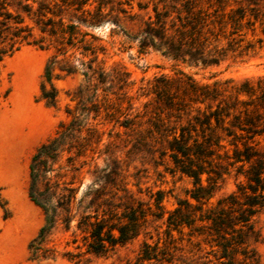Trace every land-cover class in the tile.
Returning a JSON list of instances; mask_svg holds the SVG:
<instances>
[{
	"label": "trees",
	"instance_id": "1",
	"mask_svg": "<svg viewBox=\"0 0 264 264\" xmlns=\"http://www.w3.org/2000/svg\"><path fill=\"white\" fill-rule=\"evenodd\" d=\"M16 1L14 15L0 12V42L6 41L9 50L16 42L51 48L40 86V97L45 103L56 104L54 78L81 74L80 81L68 92L73 105L65 109L67 118L57 123L54 132L30 157L28 196L43 213V222L28 244L30 258H54L52 249L44 242L59 224L68 229L74 220V228L82 232L84 251L98 253L138 235L147 214L154 218L163 216L161 211L143 210L139 204H132L131 193L126 188H122L125 199L114 202L117 171L105 172L96 165L92 170L87 169L92 179L83 196L76 199L79 184L75 185V177L80 167L93 158L102 140L97 118L103 116L104 120L127 129L147 116L166 141L164 152L181 172L193 178L194 187L189 195L196 203L177 200V206L164 219L167 227L172 226L179 232L186 226L189 242L193 241V234L209 237L215 261L202 259L198 264H260L251 245L260 239V233L251 216L257 210L255 206L264 205V155L254 149L252 141L262 130L253 128L254 118L248 114L246 105L253 96L261 100L264 78L258 77L255 81L245 78L237 83L232 78L199 82L189 75L184 78L158 75L148 80L147 87L140 86L131 93L133 81L128 72L122 66H105L98 57L99 53H104V45L96 43L97 37L82 28L98 24L107 17L118 23L117 14L109 16L112 7L105 11L109 0ZM158 1L161 7L158 2L154 3L151 11L138 4V9H145L146 14L133 36L137 37L139 51L155 47L173 59L195 65L217 64L224 58L225 50L237 48L238 41L242 40V33L238 31L243 23L249 22L247 15L258 12V4L264 5V0H232L235 6H231L229 0ZM120 11L126 13L127 10ZM21 13L29 18L31 25L23 24ZM33 29L38 33L36 38ZM234 34L238 38L235 39ZM224 39L226 46L222 44ZM4 53L0 49V60ZM141 97L147 98L139 102L142 106L139 109L136 101ZM232 128L246 132L247 139L251 140L240 141V148L237 140L242 137L241 132L237 134ZM227 136H232V140L226 139ZM222 140L233 145L231 155L224 153L231 158L228 163H250L245 176L251 194L238 186L244 196L242 201H238L236 192L232 191L210 204L211 187L201 184L203 170L199 165L204 157L209 161L214 154L220 157L216 150L225 147ZM64 153L65 164L58 162ZM79 156L83 159L77 164L74 161ZM157 195L154 205L161 210L162 196ZM0 205L7 215L4 204ZM203 205L206 206L203 208ZM157 247V242L151 246L143 240L138 260L169 261ZM67 253L68 259L76 255ZM78 261L76 259L75 263Z\"/></svg>",
	"mask_w": 264,
	"mask_h": 264
},
{
	"label": "rangeland",
	"instance_id": "2",
	"mask_svg": "<svg viewBox=\"0 0 264 264\" xmlns=\"http://www.w3.org/2000/svg\"><path fill=\"white\" fill-rule=\"evenodd\" d=\"M41 1L53 3L52 0ZM229 1L231 6L236 5L232 0ZM157 2L158 7H161L158 0H109L105 11L112 7L109 16L117 14L118 23L107 17L98 24L82 26L97 37L96 43L104 45V53L98 55L104 65L122 66L128 72L133 81L131 93H135L140 86L147 87L148 80L158 75L183 78L189 75L199 82L232 78L237 83L245 78L253 81L258 77L264 78V5L258 4V12L247 15L249 22L243 23L238 31L242 33V40L238 41L240 45L237 48L225 50L224 58L217 64L195 65L173 59L155 47L139 51L137 37L133 36L142 26L146 14L145 9H138V4L147 6L146 9L151 11L152 5ZM17 6L16 0H0L2 14L10 12L14 15ZM120 9L127 11L123 13ZM134 13L137 14L133 16ZM21 14L24 16L23 24L31 25L29 18ZM32 31L35 38L38 37L37 31ZM234 35L235 39L238 38L237 34ZM222 44L226 46L225 39ZM12 48L9 50L6 41L0 42V49L5 51L0 60V204H4L7 209V215H4L0 205V264H198L200 260L208 258L215 261L209 237L193 234V241L189 242V229L186 226H182L178 232L172 226L167 227L164 221L169 211L177 206V200L190 202L191 205L196 203L189 195L194 187L193 178L181 172L164 152L166 141L147 116L141 117L127 129L113 121L104 120L103 116L97 118L102 140L93 158L89 160L86 157L89 163L82 165L75 177V185L79 184L76 199L83 196L92 179L93 175L87 169L92 170L96 165L103 167L105 172L110 169L117 171L114 202L125 199L122 188H126L131 193L129 199L132 204H139L143 210L150 208L156 213L161 211L163 216L154 218L147 214L145 220L141 221L138 235L98 253L84 251L82 232L74 228V220L68 229L59 224L44 242L46 247L52 249L54 258H30L29 241L43 222L42 210L28 196L30 157L35 148L54 132L57 123L67 118L65 109L73 105L68 92L80 81L81 74L54 78L57 101L54 106L47 105L40 97V86L44 81V65L51 48L25 42H16ZM44 83L48 88V84ZM146 98L141 97L136 101L139 109L142 108L139 102ZM257 99L254 96L250 98L246 110L254 118L253 128L262 130L253 136L252 143L254 149L264 155V95L260 101ZM232 129L237 134L241 132L239 135L242 137L237 140L240 148V141L251 140L247 139L246 132ZM216 131L223 134L220 129ZM227 138L232 140V136ZM221 142L225 147L216 150L220 157L216 158L214 154L210 161L204 157L199 165L203 170L200 173L201 184L211 187L210 204L232 191L236 192L237 200L242 201L244 196L239 193L238 186L246 190V194H251L245 176L250 163H228L231 158L224 153L231 155L233 145L225 140ZM82 159L79 156L74 162L79 164ZM58 162L66 163V153L62 154ZM158 193L162 196L161 210L154 205V197ZM84 200L87 198L84 197ZM255 208L257 210L251 220L260 233V239L251 245L256 250L259 263L264 264V205ZM143 240L151 246L157 242V251H163L169 261L161 262L154 258L138 260ZM67 252L76 255L68 259L70 255ZM238 257L241 258L240 255ZM76 259L79 261L75 263Z\"/></svg>",
	"mask_w": 264,
	"mask_h": 264
}]
</instances>
